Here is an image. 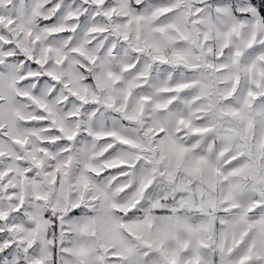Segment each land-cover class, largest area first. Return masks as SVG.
Instances as JSON below:
<instances>
[{
	"label": "snow or ice",
	"instance_id": "obj_1",
	"mask_svg": "<svg viewBox=\"0 0 264 264\" xmlns=\"http://www.w3.org/2000/svg\"><path fill=\"white\" fill-rule=\"evenodd\" d=\"M0 264H264V0H0Z\"/></svg>",
	"mask_w": 264,
	"mask_h": 264
}]
</instances>
